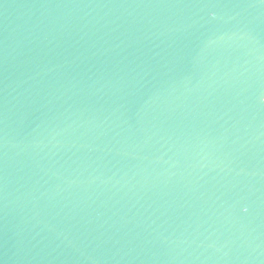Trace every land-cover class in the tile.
<instances>
[{
  "label": "water",
  "instance_id": "1",
  "mask_svg": "<svg viewBox=\"0 0 264 264\" xmlns=\"http://www.w3.org/2000/svg\"><path fill=\"white\" fill-rule=\"evenodd\" d=\"M0 264H264V0H0Z\"/></svg>",
  "mask_w": 264,
  "mask_h": 264
}]
</instances>
